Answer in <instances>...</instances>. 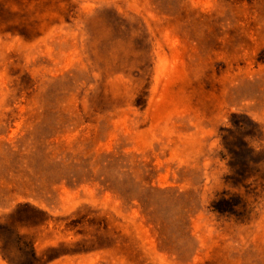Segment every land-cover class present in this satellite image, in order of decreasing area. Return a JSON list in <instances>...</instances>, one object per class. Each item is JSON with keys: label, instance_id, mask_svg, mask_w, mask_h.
Listing matches in <instances>:
<instances>
[{"label": "rangeland", "instance_id": "374dc122", "mask_svg": "<svg viewBox=\"0 0 264 264\" xmlns=\"http://www.w3.org/2000/svg\"><path fill=\"white\" fill-rule=\"evenodd\" d=\"M0 264H264V0H0Z\"/></svg>", "mask_w": 264, "mask_h": 264}]
</instances>
